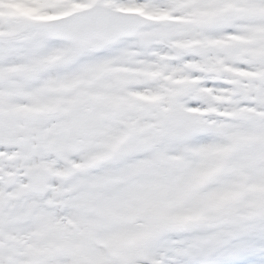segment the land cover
Segmentation results:
<instances>
[{
    "label": "snow or ice",
    "instance_id": "snow-or-ice-1",
    "mask_svg": "<svg viewBox=\"0 0 264 264\" xmlns=\"http://www.w3.org/2000/svg\"><path fill=\"white\" fill-rule=\"evenodd\" d=\"M0 264H264V0H0Z\"/></svg>",
    "mask_w": 264,
    "mask_h": 264
}]
</instances>
